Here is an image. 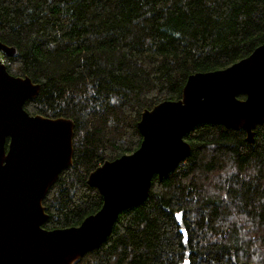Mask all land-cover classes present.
Instances as JSON below:
<instances>
[{
	"label": "trees",
	"instance_id": "obj_1",
	"mask_svg": "<svg viewBox=\"0 0 264 264\" xmlns=\"http://www.w3.org/2000/svg\"><path fill=\"white\" fill-rule=\"evenodd\" d=\"M0 16V42L18 49L8 72L41 85L26 111L75 125L73 166L43 202L47 230L100 211L88 177L139 149L145 110L264 42V0H0ZM255 132L250 144L244 131L196 126L191 155L76 264H264V124Z\"/></svg>",
	"mask_w": 264,
	"mask_h": 264
},
{
	"label": "water",
	"instance_id": "obj_2",
	"mask_svg": "<svg viewBox=\"0 0 264 264\" xmlns=\"http://www.w3.org/2000/svg\"><path fill=\"white\" fill-rule=\"evenodd\" d=\"M0 53L14 58L18 49L0 42ZM40 91L31 78L10 75L0 60V264H76L100 249L121 213L148 200L154 178L163 180L191 155L185 137L200 124L244 131L253 144L264 124V42L224 70L190 76L180 100L145 110L139 149L89 175L103 206L77 227L44 228V199L74 163L75 125L30 115L25 105Z\"/></svg>",
	"mask_w": 264,
	"mask_h": 264
},
{
	"label": "rangeland",
	"instance_id": "obj_3",
	"mask_svg": "<svg viewBox=\"0 0 264 264\" xmlns=\"http://www.w3.org/2000/svg\"><path fill=\"white\" fill-rule=\"evenodd\" d=\"M4 54L0 53V60L2 61L4 59Z\"/></svg>",
	"mask_w": 264,
	"mask_h": 264
},
{
	"label": "built area",
	"instance_id": "obj_4",
	"mask_svg": "<svg viewBox=\"0 0 264 264\" xmlns=\"http://www.w3.org/2000/svg\"><path fill=\"white\" fill-rule=\"evenodd\" d=\"M2 62L5 63V60L3 59Z\"/></svg>",
	"mask_w": 264,
	"mask_h": 264
}]
</instances>
